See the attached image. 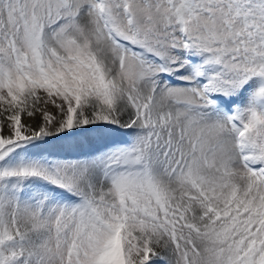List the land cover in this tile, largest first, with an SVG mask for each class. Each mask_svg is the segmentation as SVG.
I'll return each mask as SVG.
<instances>
[{"label":"snow or ice","instance_id":"snow-or-ice-1","mask_svg":"<svg viewBox=\"0 0 264 264\" xmlns=\"http://www.w3.org/2000/svg\"><path fill=\"white\" fill-rule=\"evenodd\" d=\"M0 264H264V0H0Z\"/></svg>","mask_w":264,"mask_h":264}]
</instances>
